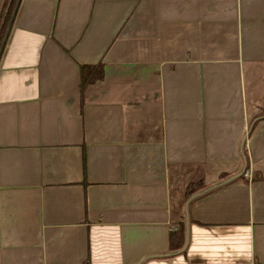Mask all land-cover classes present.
Here are the masks:
<instances>
[{"label":"crops","instance_id":"1","mask_svg":"<svg viewBox=\"0 0 264 264\" xmlns=\"http://www.w3.org/2000/svg\"><path fill=\"white\" fill-rule=\"evenodd\" d=\"M87 260L264 264V0H0V264Z\"/></svg>","mask_w":264,"mask_h":264},{"label":"trees","instance_id":"2","mask_svg":"<svg viewBox=\"0 0 264 264\" xmlns=\"http://www.w3.org/2000/svg\"><path fill=\"white\" fill-rule=\"evenodd\" d=\"M80 74H81V86L84 89L86 88L87 85L100 81L105 77L104 64L83 65L80 68ZM187 187H188L187 194L191 195L197 192L198 190H200L203 186L200 182H192ZM182 245H183V236L180 237L178 240L174 239L173 237V240L170 244V248L178 249ZM82 264H91V263L89 260H87Z\"/></svg>","mask_w":264,"mask_h":264}]
</instances>
